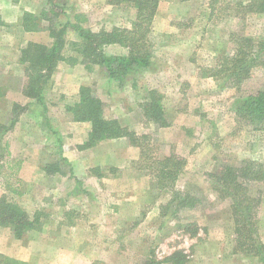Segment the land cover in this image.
Listing matches in <instances>:
<instances>
[{
	"label": "rangeland",
	"instance_id": "374dc122",
	"mask_svg": "<svg viewBox=\"0 0 264 264\" xmlns=\"http://www.w3.org/2000/svg\"><path fill=\"white\" fill-rule=\"evenodd\" d=\"M54 5L64 7L70 17L85 13L86 26L94 31L130 27L136 14L126 2L108 0H0V198L6 196L41 218L40 229L27 231L20 239L10 227L0 225V254L22 264H145L151 258L163 264H261L257 258L235 252L231 199L219 196L213 173L244 159L264 163V129L239 120L234 108L239 90L205 73L220 54L232 52L234 33L263 39L264 14L240 20L212 14L206 0H161L151 34L152 67L121 84L110 79L104 68L110 80L101 71L103 80L97 73V80L87 85L102 95L107 117L151 136L145 143L148 151L153 149L160 158L176 153L187 160L173 188L197 197L198 202L176 213V202H171L174 193L151 179L144 168L148 162L140 161V148L130 145L126 137L106 141L99 148V161L90 163L77 150L81 145L77 141L87 139L85 127L73 131L66 127L63 134L49 136L44 119L39 116L36 121V114L30 121L17 120L10 126L26 77L21 49L30 41L51 44L50 19L57 28L67 19L64 13L50 12ZM25 12L40 18L46 12L49 20H41L40 31H25ZM66 39L68 43L77 40V33L69 31ZM104 51L122 55L116 46ZM69 53L67 44L65 54ZM59 64L56 70L62 73L70 69L65 61ZM260 79L251 78L244 91L257 89ZM51 84L44 88V102L51 100ZM150 89L163 96L170 126L158 128L144 121L140 104ZM66 118L71 120L67 112ZM10 134L17 140L25 136L28 147L31 144L34 149H15L24 155L7 158L5 141ZM28 155L37 166L25 165ZM8 161H15L14 166H8ZM54 164L60 171L50 174L46 167ZM24 168L32 181L24 180ZM262 199L261 239L264 194ZM175 252L182 262L166 260ZM3 256L0 264H13Z\"/></svg>",
	"mask_w": 264,
	"mask_h": 264
},
{
	"label": "trees",
	"instance_id": "16d2710c",
	"mask_svg": "<svg viewBox=\"0 0 264 264\" xmlns=\"http://www.w3.org/2000/svg\"><path fill=\"white\" fill-rule=\"evenodd\" d=\"M161 0H108L111 4L128 3L136 10L135 18L130 27L113 26L111 29L102 28L94 31L86 26L87 16L83 12H75L71 19L64 7L54 5V16L64 13L66 21L51 24L47 27L53 38L51 44L30 41L21 49L20 62L25 65V82L22 93L38 101L43 100V91L61 61L70 65L79 62L86 68L102 65L110 79L124 82L135 73L152 67L154 47L151 41L153 23ZM212 14H224L240 20L249 14H264V0H206ZM56 9V10H55ZM37 17L25 12L22 26L25 31H40L42 19H48V13L43 12ZM49 20V19H48ZM176 27L179 26V23ZM75 31L78 39L68 43L66 37L69 31ZM233 50L231 53L220 54L214 66L207 69L205 76L221 79L227 88H236L241 93L234 103L235 113L239 120L264 129V38L237 34L232 35ZM67 44L71 53L65 54ZM117 44L127 50L126 54L108 55L104 51L107 45ZM251 78L258 79L257 89L245 90ZM260 82V83H259ZM144 121L158 128L171 125L166 114L163 96L156 90L150 89L145 93L140 104ZM65 112L75 122H90L91 129L87 139L80 149H86L105 140L126 137L129 144L140 148V161L148 163L147 174L156 181L160 188L168 186L167 190L174 193L171 202H176V213L180 208L194 207L197 197L174 189V182L181 174L187 160L176 153L160 158L153 149H147L145 143L151 138L148 134H138L128 125H123L116 118L105 114L104 101L97 96L92 88L82 85L79 89V100L72 105H65ZM18 103L14 104L13 126L24 111ZM159 157V159H158ZM139 164V163H138ZM50 174L59 172V165H49L46 169ZM213 176L217 179V191L221 198L231 199V214L235 224V252L256 257L264 264V242L259 235L258 216L264 194V163L255 159H244L239 164L220 166ZM170 202V203H171ZM0 225L10 227L15 238H22L27 231L40 229L41 218L38 213L34 216L22 205L0 198ZM175 252L166 260L180 263L182 257ZM182 254V253H180ZM0 256H3L0 254ZM180 256V257H178ZM5 257L7 263L19 264L14 258ZM22 264V263H21ZM145 264H163V260L151 258Z\"/></svg>",
	"mask_w": 264,
	"mask_h": 264
},
{
	"label": "crops",
	"instance_id": "0c3cea01",
	"mask_svg": "<svg viewBox=\"0 0 264 264\" xmlns=\"http://www.w3.org/2000/svg\"><path fill=\"white\" fill-rule=\"evenodd\" d=\"M88 16L91 20L90 14H88ZM72 18L73 17H71V19ZM111 28H105V29H111ZM0 31H1V27H0ZM115 46L118 48H121L122 54L127 53V50L124 47L117 45V44L107 45L104 48L115 47ZM59 65L60 66H58V67H62V68H63V66H68L65 64L64 65L59 64ZM69 67H70V69H67V70L64 69L63 73L60 72L59 70H56L52 74L51 79L49 80V82L47 84L49 86L50 83H52L50 88H49V90L52 91L50 102H44V98L42 101H38L35 98L28 97V96L24 95L22 93V90H21V92L17 95L18 98L15 102L21 104L25 109L20 114L18 121L19 120L24 121V122H26L27 120L30 121L31 115H34V114L37 115L36 121H39V116H41L42 119H44V123L46 125L47 133L49 134V136L52 135L51 133H54V134L59 136V133H57L58 131L63 134V130H65L66 127L70 128L72 131L73 130H79V128L81 126L87 128V130L91 129L90 122H75L72 120H70V121L67 120L64 107H65V105L75 104L79 100V89H80V87L82 85H88L91 82H94L95 80H97L96 79L97 73H99V75H100L99 78H101L102 76L100 73L102 71V72H104V79L108 80V81L110 79L107 78L104 67L102 65L97 64V65L92 66V68L88 69V68H86V66L84 64L79 62L75 65H69ZM102 80H103V77H102ZM71 88L73 89V93L70 92ZM2 94L3 93H1V91H0V96H2ZM65 94H66V96H65ZM100 96H101V98H103L101 94H100ZM43 97H44V95H43ZM0 101H1V99H0ZM28 102H30V104H28ZM49 119H50V121H49ZM21 126H23V125H21ZM13 129L20 131V129L16 126H14ZM13 129H12V132H14V134H15V130H13ZM19 131H17V132H19ZM13 136L14 135L10 134L7 137V140L5 141V146L9 150V151L7 150V156H8L7 158H11V157L15 158V156H18L20 154L24 155V153L22 151L18 152V151H15V149L18 150V149H21V147H24V150L27 149L28 151H32L34 149L33 147H31V144L28 147V141H27V138L25 136L24 137L20 136V137H23L22 140L20 138L17 140ZM116 139H119V138H116ZM106 141H110V140L102 141V142L98 143V145H95V146L87 148V149L82 150L79 148L77 150H79L82 153V155H85V156L87 155L88 161L90 163H93V162L99 161V159L97 158V156L100 155L101 149H99V148ZM77 144H83V137L81 138V140L77 141ZM9 160H11V159H9ZM34 161L32 159H30V157L28 155V160L27 159L25 160V165L28 166V164H31V165L37 166V163ZM8 162H10V163H8V166H14V164H15V161H8ZM22 173H23L22 176H24L23 177L24 180L32 181V179L28 178V172H27L26 168H24ZM37 173H38V171H36V174ZM261 236H262V239L264 242V227L262 228ZM254 258H256V257H254Z\"/></svg>",
	"mask_w": 264,
	"mask_h": 264
}]
</instances>
